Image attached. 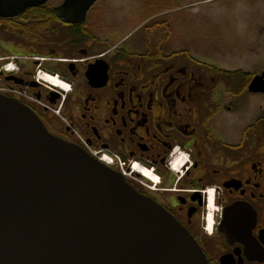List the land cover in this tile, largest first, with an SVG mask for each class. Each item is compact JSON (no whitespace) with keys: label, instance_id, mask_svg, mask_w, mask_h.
<instances>
[{"label":"flooded vegetation","instance_id":"af4514ba","mask_svg":"<svg viewBox=\"0 0 264 264\" xmlns=\"http://www.w3.org/2000/svg\"><path fill=\"white\" fill-rule=\"evenodd\" d=\"M100 1L82 24L60 19L64 0L0 16V95L90 157L121 161L125 174L111 171L166 210L208 264H264V109L228 121L244 94L264 101L248 92L264 72L229 76L162 45L135 51L98 21Z\"/></svg>","mask_w":264,"mask_h":264},{"label":"water","instance_id":"95a60500","mask_svg":"<svg viewBox=\"0 0 264 264\" xmlns=\"http://www.w3.org/2000/svg\"><path fill=\"white\" fill-rule=\"evenodd\" d=\"M96 1L64 0L59 17L82 24ZM46 2L0 0V16ZM248 92L264 94V74ZM0 264L208 263L166 210L0 95Z\"/></svg>","mask_w":264,"mask_h":264},{"label":"rangeland","instance_id":"374dc122","mask_svg":"<svg viewBox=\"0 0 264 264\" xmlns=\"http://www.w3.org/2000/svg\"><path fill=\"white\" fill-rule=\"evenodd\" d=\"M98 5L104 9L98 21L109 19L115 37L129 38L135 51L162 45L165 50H189L229 73L264 72V0H102ZM112 22L123 24L115 28ZM242 102L244 108L228 116L233 128L258 107L264 109L258 96L244 94Z\"/></svg>","mask_w":264,"mask_h":264},{"label":"built area","instance_id":"2783aa9c","mask_svg":"<svg viewBox=\"0 0 264 264\" xmlns=\"http://www.w3.org/2000/svg\"><path fill=\"white\" fill-rule=\"evenodd\" d=\"M100 160L105 163L107 166L109 167H115L118 170H120L121 172L124 171V165L121 161H119L118 159H115L113 157H111V154L108 153H104L101 157Z\"/></svg>","mask_w":264,"mask_h":264},{"label":"trees","instance_id":"16d2710c","mask_svg":"<svg viewBox=\"0 0 264 264\" xmlns=\"http://www.w3.org/2000/svg\"><path fill=\"white\" fill-rule=\"evenodd\" d=\"M237 73H229V76H236Z\"/></svg>","mask_w":264,"mask_h":264},{"label":"bare ground","instance_id":"6f19581e","mask_svg":"<svg viewBox=\"0 0 264 264\" xmlns=\"http://www.w3.org/2000/svg\"><path fill=\"white\" fill-rule=\"evenodd\" d=\"M48 81H49V82H51V83H53V82H54L53 80H50V79H49Z\"/></svg>","mask_w":264,"mask_h":264}]
</instances>
